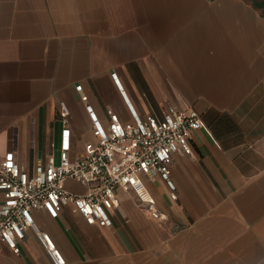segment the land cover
I'll list each match as a JSON object with an SVG mask.
<instances>
[{"label": "crops", "instance_id": "obj_1", "mask_svg": "<svg viewBox=\"0 0 264 264\" xmlns=\"http://www.w3.org/2000/svg\"><path fill=\"white\" fill-rule=\"evenodd\" d=\"M118 73L121 91L112 77ZM103 123L168 105L198 111L193 153L174 155L171 197L147 179L163 218L118 189L110 226L64 206L39 209L66 264H264V8L252 0H0V163L33 171L57 156L68 102L74 149L94 134L82 95ZM67 188L87 187L73 179ZM4 201L0 190V207ZM0 264H55L33 230Z\"/></svg>", "mask_w": 264, "mask_h": 264}, {"label": "built area", "instance_id": "obj_2", "mask_svg": "<svg viewBox=\"0 0 264 264\" xmlns=\"http://www.w3.org/2000/svg\"><path fill=\"white\" fill-rule=\"evenodd\" d=\"M112 77L124 91L118 73ZM92 124L94 139L81 151L74 149L73 131L68 125L71 109L60 101L64 125L58 155L39 162L33 171L25 169L14 152H8L0 163V190L4 201L0 207V241L15 253L31 229L47 249L55 264L66 260L50 233L39 228L35 211L44 209L58 217L64 206H71L88 224L101 227L113 223L112 212L120 205L118 189L133 192L141 206L153 217L163 218L147 179L164 178L171 197H178L171 179L174 155L192 154L193 132L203 126L194 109L168 105L161 113L146 116L127 103L130 120H124L112 107L107 108L108 123L100 119L89 96L82 95ZM73 179L87 187L83 193L66 186Z\"/></svg>", "mask_w": 264, "mask_h": 264}, {"label": "trees", "instance_id": "obj_3", "mask_svg": "<svg viewBox=\"0 0 264 264\" xmlns=\"http://www.w3.org/2000/svg\"><path fill=\"white\" fill-rule=\"evenodd\" d=\"M255 4V6L264 8V0H252Z\"/></svg>", "mask_w": 264, "mask_h": 264}]
</instances>
